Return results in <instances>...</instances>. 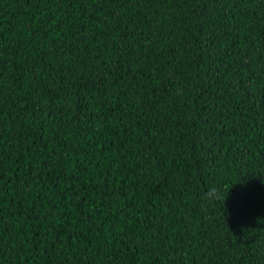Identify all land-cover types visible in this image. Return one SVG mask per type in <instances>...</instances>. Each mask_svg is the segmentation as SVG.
<instances>
[{"label": "trees", "instance_id": "obj_1", "mask_svg": "<svg viewBox=\"0 0 264 264\" xmlns=\"http://www.w3.org/2000/svg\"><path fill=\"white\" fill-rule=\"evenodd\" d=\"M0 264H264V0H0Z\"/></svg>", "mask_w": 264, "mask_h": 264}, {"label": "clouds", "instance_id": "obj_2", "mask_svg": "<svg viewBox=\"0 0 264 264\" xmlns=\"http://www.w3.org/2000/svg\"><path fill=\"white\" fill-rule=\"evenodd\" d=\"M218 194H219V189L213 186L207 191L206 197L209 199H215V198H218Z\"/></svg>", "mask_w": 264, "mask_h": 264}]
</instances>
